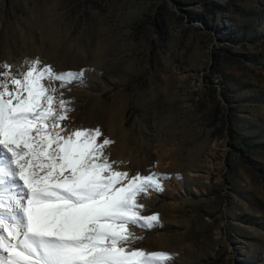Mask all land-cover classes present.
I'll return each instance as SVG.
<instances>
[{"label":"rangeland","instance_id":"374dc122","mask_svg":"<svg viewBox=\"0 0 264 264\" xmlns=\"http://www.w3.org/2000/svg\"><path fill=\"white\" fill-rule=\"evenodd\" d=\"M25 58L86 70L56 84L64 123L99 127L116 170L169 177L132 247L264 264V0H0V62Z\"/></svg>","mask_w":264,"mask_h":264},{"label":"snow or ice","instance_id":"6c2138e0","mask_svg":"<svg viewBox=\"0 0 264 264\" xmlns=\"http://www.w3.org/2000/svg\"><path fill=\"white\" fill-rule=\"evenodd\" d=\"M85 71L0 62V264H173L132 247L143 239L133 228L159 225L140 198L169 177L116 170L99 127L64 123L74 109L56 84L87 87Z\"/></svg>","mask_w":264,"mask_h":264},{"label":"trees","instance_id":"16d2710c","mask_svg":"<svg viewBox=\"0 0 264 264\" xmlns=\"http://www.w3.org/2000/svg\"><path fill=\"white\" fill-rule=\"evenodd\" d=\"M254 149H256V148L254 147Z\"/></svg>","mask_w":264,"mask_h":264}]
</instances>
